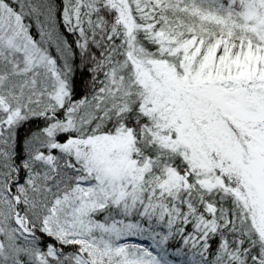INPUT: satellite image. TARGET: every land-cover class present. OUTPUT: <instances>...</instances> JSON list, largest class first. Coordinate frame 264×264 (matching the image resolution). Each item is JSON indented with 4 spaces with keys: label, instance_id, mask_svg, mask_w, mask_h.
<instances>
[{
    "label": "snow or ice",
    "instance_id": "snow-or-ice-1",
    "mask_svg": "<svg viewBox=\"0 0 264 264\" xmlns=\"http://www.w3.org/2000/svg\"><path fill=\"white\" fill-rule=\"evenodd\" d=\"M0 264H264V0H0Z\"/></svg>",
    "mask_w": 264,
    "mask_h": 264
}]
</instances>
